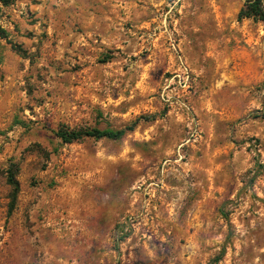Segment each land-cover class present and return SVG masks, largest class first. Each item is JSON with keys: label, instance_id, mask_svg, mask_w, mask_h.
Listing matches in <instances>:
<instances>
[{"label": "rangeland", "instance_id": "374dc122", "mask_svg": "<svg viewBox=\"0 0 264 264\" xmlns=\"http://www.w3.org/2000/svg\"><path fill=\"white\" fill-rule=\"evenodd\" d=\"M246 1L0 0V264H264ZM63 126L129 131L64 144Z\"/></svg>", "mask_w": 264, "mask_h": 264}, {"label": "trees", "instance_id": "16d2710c", "mask_svg": "<svg viewBox=\"0 0 264 264\" xmlns=\"http://www.w3.org/2000/svg\"><path fill=\"white\" fill-rule=\"evenodd\" d=\"M244 19H252L255 21L264 22V0H247L244 4L243 8L240 10L238 14V20L242 21ZM4 31L0 29V40L4 39ZM14 49L17 51L19 55L23 58H27L28 54L26 51L14 46ZM129 131V128L126 127L123 130H111V129H73L68 126L61 127L56 136L64 143V144H72L78 141L83 140L84 138H93L95 140H120L125 134ZM19 166L16 164H12L7 171V184L10 187V203H9V215L13 213L16 207L18 195L20 192V184L18 181L19 174ZM220 258L217 260L219 261Z\"/></svg>", "mask_w": 264, "mask_h": 264}]
</instances>
